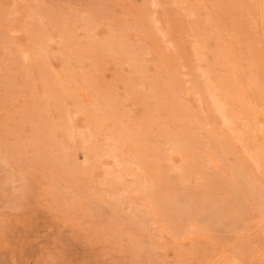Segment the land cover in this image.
<instances>
[{"label": "rangeland", "instance_id": "374dc122", "mask_svg": "<svg viewBox=\"0 0 264 264\" xmlns=\"http://www.w3.org/2000/svg\"><path fill=\"white\" fill-rule=\"evenodd\" d=\"M263 33L264 0H0V264H264Z\"/></svg>", "mask_w": 264, "mask_h": 264}, {"label": "bare ground", "instance_id": "6f19581e", "mask_svg": "<svg viewBox=\"0 0 264 264\" xmlns=\"http://www.w3.org/2000/svg\"><path fill=\"white\" fill-rule=\"evenodd\" d=\"M140 30V29H139ZM262 30V29H261ZM264 34V33H263ZM262 257V256H261ZM250 261V260H249ZM263 261V260H262ZM258 263V262H257Z\"/></svg>", "mask_w": 264, "mask_h": 264}]
</instances>
